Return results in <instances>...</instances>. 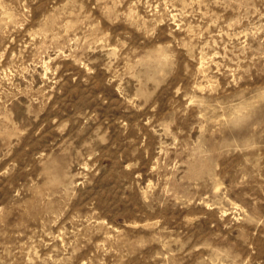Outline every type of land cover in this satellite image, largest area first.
<instances>
[{
  "label": "rangeland",
  "instance_id": "374dc122",
  "mask_svg": "<svg viewBox=\"0 0 264 264\" xmlns=\"http://www.w3.org/2000/svg\"><path fill=\"white\" fill-rule=\"evenodd\" d=\"M0 264H264V0H0Z\"/></svg>",
  "mask_w": 264,
  "mask_h": 264
}]
</instances>
